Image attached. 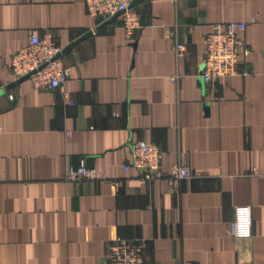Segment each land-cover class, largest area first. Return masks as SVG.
Instances as JSON below:
<instances>
[{"label":"crops","instance_id":"crops-1","mask_svg":"<svg viewBox=\"0 0 264 264\" xmlns=\"http://www.w3.org/2000/svg\"><path fill=\"white\" fill-rule=\"evenodd\" d=\"M133 8L143 26L128 35L82 0H0V264H103L117 237L144 241L147 264H264V0ZM228 21L246 23L249 54L207 84L204 37ZM33 31L62 49L92 31L61 54L62 87L11 85L6 62ZM138 141L193 176L140 183L124 169ZM81 162L107 179L66 180ZM238 205L251 206L250 237L232 233Z\"/></svg>","mask_w":264,"mask_h":264},{"label":"built area","instance_id":"built-area-1","mask_svg":"<svg viewBox=\"0 0 264 264\" xmlns=\"http://www.w3.org/2000/svg\"><path fill=\"white\" fill-rule=\"evenodd\" d=\"M87 12L97 19L106 20L119 15L122 26L128 35H133L143 26L141 18L133 8L134 0H82ZM246 28L244 21L216 22L204 37L202 73L205 83L210 84L222 77L235 75L239 72L242 57L249 54V48L241 37ZM62 46L58 45L50 36L39 35L33 31L26 44L15 51L6 62L10 81H17L28 75L35 89H54L62 87L71 76V69L62 60ZM175 53L182 56L187 51L183 42H175ZM69 98L68 93H63ZM13 99L14 95L9 94ZM162 150L154 143L138 141L132 145V156L125 170L135 169L140 183L154 180L169 182L177 188L182 180L193 176L188 165L180 160L171 164L169 171L161 167ZM64 178L72 182L83 180L103 181L107 176L95 169H90L81 162L72 167ZM113 186L119 184L112 181ZM232 233L237 237L252 235V211L249 205L235 207V218ZM145 243L139 239L117 237L108 247L103 264H147L144 258Z\"/></svg>","mask_w":264,"mask_h":264},{"label":"water","instance_id":"water-1","mask_svg":"<svg viewBox=\"0 0 264 264\" xmlns=\"http://www.w3.org/2000/svg\"><path fill=\"white\" fill-rule=\"evenodd\" d=\"M143 1H145V0H134L133 3H132V5H134V4L138 3V2H143ZM91 33H92V31H88V32H87L83 37H81L80 39H78V40H76V41H73V42L69 43V45H68L67 47H65V48L62 50L61 54L66 53L69 49H71V47H73L74 44H76L79 40L83 39L85 36L90 35ZM27 78H28V75L22 77L21 79L17 80L16 82H12V84L10 83V84L13 85V84H15V83H19V82H21L22 80L27 79Z\"/></svg>","mask_w":264,"mask_h":264}]
</instances>
